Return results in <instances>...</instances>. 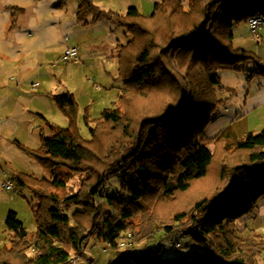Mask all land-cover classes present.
Segmentation results:
<instances>
[{
    "label": "trees",
    "instance_id": "1",
    "mask_svg": "<svg viewBox=\"0 0 264 264\" xmlns=\"http://www.w3.org/2000/svg\"><path fill=\"white\" fill-rule=\"evenodd\" d=\"M11 10L15 16L22 9ZM255 15L264 23V0H190L188 11L183 10L181 0H160L148 17L133 7L121 15L100 9L90 0H79L78 24H87L90 16L92 21L115 22L128 33L127 45L115 48L110 55L119 63L124 88L114 108L104 110L95 120L85 117L91 135L88 141L80 137L77 129L78 106L74 96L66 93L55 95L53 100L67 119V128H53L48 136L41 134L37 150L16 142L49 170L51 179L16 175L12 188H27L36 199L32 212L37 231L29 235L17 213L9 211L5 220L9 245L0 249V264H72L71 253L82 254L89 235L82 221L75 219L76 213L68 214L71 207L78 213L85 210L93 218L97 216L92 213L93 201L104 197L113 213L101 214L98 222L95 217L96 237L118 250V241L130 229L129 224L142 203L155 196L164 200L189 193L192 194L189 210L182 209L171 218L172 224L187 219L189 227H181L179 233L169 225L152 227L151 239L160 232L164 241L177 235L191 237L197 245L198 258L189 264L255 263L262 246L251 238H241L230 225L249 214L257 199L264 195V129L257 134L248 133L243 139H236L228 129L212 139L204 134L219 103L214 95L220 84L218 72L238 71L249 60L259 65L249 52L233 49L231 45L234 22H249ZM143 39L146 43L137 46ZM175 47L180 49L171 53ZM152 49L158 52L152 55ZM181 49L199 64L205 86L184 83V79L174 75L177 87L171 95L158 96L157 105L143 111L138 125L135 124L127 116L136 99L135 90L158 84L160 71L172 73L171 65L174 60L179 62ZM197 88L205 93L204 97H198L201 92ZM154 89L160 92L163 88ZM138 99L143 101L140 95ZM136 126L140 131L148 128L145 145H141L137 133H129ZM211 146H215L216 153H212ZM236 156L239 161L234 159ZM63 166L71 171L92 169L96 175L85 191L59 198L55 191L69 190L66 179L58 173ZM227 170L231 171L228 178ZM121 172H129L135 180V187L124 186L130 198L117 200L101 194L107 175ZM205 180L209 181V191L203 195L195 188ZM115 255L107 264H187L181 257H162L161 244L147 243L138 251H116Z\"/></svg>",
    "mask_w": 264,
    "mask_h": 264
},
{
    "label": "rangeland",
    "instance_id": "2",
    "mask_svg": "<svg viewBox=\"0 0 264 264\" xmlns=\"http://www.w3.org/2000/svg\"><path fill=\"white\" fill-rule=\"evenodd\" d=\"M76 1L0 0V32L4 13L9 14L12 8H21L23 12L25 11L23 15L26 23L24 24V30L19 39L22 46L17 47V51L14 53V56L18 59L17 70L24 71L22 77L16 78L12 82L15 85L12 94L22 90L21 95L23 97L20 104L30 106L34 109L44 106L40 99L34 98L40 91L50 90L54 95L72 94L78 106L77 129L80 137L88 141L91 135L85 125V117H88L90 120H95L101 116L104 110L114 108L124 88L123 80L120 79L118 73L119 63L110 56L109 58H105V48H113L117 44H122L121 46L127 45L129 39L127 37L128 33L120 26H113L115 27L113 31L103 28L102 25L107 23L104 20L100 22L101 26L88 29L80 28V32L64 31L61 33L56 28H51L44 35L38 37H34L33 34L32 38H29L30 35L28 33L30 29L36 27L34 25L36 22H48L54 15L65 9L71 13L73 6L76 7ZM104 1H107L106 4H110V1ZM189 1L181 0L183 10L188 11ZM62 18L65 22L66 17ZM111 25L116 24L111 23ZM232 34L231 45L233 49L246 50L254 56L259 65L249 60L241 64L238 71L221 70L218 72L220 84L215 88L214 95L219 103L215 112L211 115L210 123L204 131L205 136L209 139L216 137L220 132L227 129L231 131L236 139H243L248 133L257 134L264 129V70L260 68H264V23L256 30H252L249 22L243 20L237 23L234 22ZM84 37H90L92 42H95L99 46L101 51L86 54L85 50L83 51L80 47L82 51L80 52L79 50V53L82 57L79 55V63L64 62L61 59L63 55L60 56V54L68 45L66 38H70L71 42H75ZM35 38L38 39L36 43L39 44L31 46V42ZM3 40L4 36L0 33V43ZM144 43H146L145 39L140 40L137 46L143 45ZM37 46L49 48L48 54H44L42 51L36 53ZM160 48L162 47L160 46ZM174 49L171 50V53L177 52L180 48L175 47ZM157 52L158 49H152L150 51L152 55H155ZM37 59L42 61H38ZM178 59L179 62L178 60H174L175 63L173 62V65H171L172 73L168 70L159 72L162 76L161 81L158 84L156 82L157 85L150 84L144 90L143 88L135 90L136 93L134 92V94L136 99L134 100L133 107L127 112V116L133 118L135 124L138 125L137 122L143 116V111H148L149 108L157 105L160 101L157 98L158 96L160 97L164 93L171 95V92L177 87L173 83V79H176L175 76L184 79V83L189 81L190 84L198 83L200 86H205L203 72L200 70L198 63L190 60V53L181 49ZM162 60L164 61V56ZM165 64L167 67H170L167 62ZM16 84L19 85L20 90L17 89ZM34 84H37L39 87H35ZM155 87L163 89H159L158 91L160 92H157L154 89ZM197 89L201 92V88ZM35 90L38 91L35 92ZM200 94L198 97L205 96L204 92ZM138 95H140L143 101L138 99ZM45 114L46 119L54 128L65 129L68 127L67 119L56 104L54 109H45ZM138 129L139 127L136 126L129 133H137L138 138L140 137L141 139V145H145L148 128H142L141 131ZM44 133L46 136L52 134L48 129ZM7 136L11 135L7 134ZM29 144L31 145H25V147L37 150L40 146V140L36 143L29 142ZM210 150L212 153H216L215 146H211ZM0 151V249H2L9 245V232L6 230L5 225L6 216L9 211L17 213L18 219L23 223L29 235H34L37 231V223L32 212V207L36 203V199L31 191L27 188H12L11 191H7L3 186V182L8 179L12 183L11 186L13 185L16 177L13 172L14 170H16L17 174L32 176L36 179L49 180L51 179V174L49 170L42 167L33 157L20 149L16 143L12 146L10 144H2ZM234 159L239 161V157L237 156ZM58 171V173H61L62 178L66 179L69 189L68 192L55 191L59 198L85 191L88 185L93 182L96 175L92 169L86 171H71L64 166L59 167ZM226 172V177L228 178L231 175V171L227 170ZM125 173H110V175H107V179H105L100 193L106 196L110 195L117 200H128L130 196L124 186L131 188L135 187L136 183L129 172ZM5 174L6 178L4 176ZM219 182L222 183L221 179ZM208 185L209 181H202L196 185L195 190L196 192H203L202 194L204 195V193L209 191ZM218 186L217 183V186L214 188L216 192ZM190 195L192 196L191 193L179 194L173 199L164 200L155 196L142 203L129 224L130 229L118 241V250L106 246L96 237L97 224L95 225V222H98L101 214L105 216L108 213H113V209L107 206L104 197L96 198L93 201L94 208L92 209V213H96L97 215H94L93 218H91L92 216L87 211L81 210L82 212L78 213L74 207H71L68 214L70 215L75 212V219L82 221L85 227L84 229L88 231L86 234L89 235L81 251L82 254L76 255L71 253L72 264H107L110 260L115 259L116 251H138L147 243L150 246H158L161 244L162 257H181L187 264L196 260L198 258V248L194 240L189 236L177 235L171 241H164V234L160 232L151 239L152 227L159 229L165 225H169L178 233L181 227L186 229L189 227L190 223H188L187 219H182L179 223L172 224L171 218L176 212L182 209L189 210ZM91 224L93 225L90 227ZM230 227L235 233L241 234V238H251L262 246L260 247L262 250L255 257V263L253 264H264V243H262V241L264 242V195L257 199L253 210L249 214L236 220ZM240 237L238 239H241ZM257 240L261 241L257 242ZM213 244L217 250V240ZM33 254L30 253V256Z\"/></svg>",
    "mask_w": 264,
    "mask_h": 264
},
{
    "label": "crops",
    "instance_id": "3",
    "mask_svg": "<svg viewBox=\"0 0 264 264\" xmlns=\"http://www.w3.org/2000/svg\"><path fill=\"white\" fill-rule=\"evenodd\" d=\"M90 1L101 9L117 12L121 15L126 14L127 10L133 7L141 15L149 16L154 10L155 3L159 2L160 0H108L110 1V4H106L107 1L105 2L104 0ZM78 5L79 0L76 1V7L73 6L71 13H69V10L65 9L64 11H60L58 14L54 15L53 18L48 22H36L34 24L36 27H33L30 29V31H28L30 35L29 38H32L33 34L34 37L44 35L51 28H56L57 31L63 33L64 31L80 32V28L88 29L101 26L100 22H102V20L92 21L90 16L86 19L87 24H78L76 19ZM24 12L23 9L19 10L16 12V15L13 16V12L10 10L9 14L4 13L3 22L1 23L2 29L0 33L2 36H4V40L0 43V146L2 144H10L12 146L16 142L23 146L31 145L29 142L36 143L38 140H40V135L45 134V130L48 129L49 132H53L54 128L45 117V109L55 108V102L53 100L55 95L50 90L40 91L38 92V95L34 97L40 99V101L44 104L42 108L36 109L20 104L23 96L21 95L22 90L19 89V85L16 84L17 89L20 91L14 92L15 94H12L13 88L15 87L12 82L15 81L16 78L22 77L24 71L17 70L18 59L16 56H14V53L17 51V47L22 46L19 39L21 37L22 31L24 30V24L26 23L24 21ZM62 17H66L65 22L63 21ZM104 21L107 23L102 25L103 28L110 29V31H113V28L115 29L113 26L119 27L115 22L107 20ZM111 23L116 25H111ZM36 42H38V39H33L31 46H36L39 44ZM66 43L68 45L64 51L71 47L76 48L78 53L79 50L80 52L82 51L81 49H83V51L85 50L86 54L94 53V51H101L99 46H97L95 42H92L90 37H84L82 39H78L75 42H71L70 38H66ZM5 45H7V47H5ZM121 45L117 44L116 47ZM116 47L114 46L113 48H105V58H109ZM39 51L44 52V54H48L49 48L45 46H37L36 53ZM64 51L60 54V56L63 55ZM79 55L81 56L80 53ZM37 60L42 61L39 59ZM34 86L39 87L37 84H34ZM37 91L35 90V92ZM7 134L11 136H7ZM13 172L16 176V170ZM4 176L6 178V174ZM6 180L8 181V179Z\"/></svg>",
    "mask_w": 264,
    "mask_h": 264
},
{
    "label": "built area",
    "instance_id": "4",
    "mask_svg": "<svg viewBox=\"0 0 264 264\" xmlns=\"http://www.w3.org/2000/svg\"><path fill=\"white\" fill-rule=\"evenodd\" d=\"M249 24H250L252 30H256L257 28L261 27L263 22L258 15H255L249 20ZM61 59L64 62H69V61L71 63H79L80 62L78 50L76 48H73V47L68 48L65 51V53L63 54ZM3 186H4L5 190H7V191H11V189H12L10 181H5L3 183Z\"/></svg>",
    "mask_w": 264,
    "mask_h": 264
}]
</instances>
